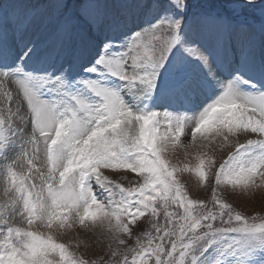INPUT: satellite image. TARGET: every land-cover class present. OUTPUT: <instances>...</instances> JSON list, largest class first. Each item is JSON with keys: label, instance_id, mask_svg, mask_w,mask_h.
<instances>
[{"label": "snow or ice", "instance_id": "6c2138e0", "mask_svg": "<svg viewBox=\"0 0 264 264\" xmlns=\"http://www.w3.org/2000/svg\"><path fill=\"white\" fill-rule=\"evenodd\" d=\"M57 7L65 11L60 31L71 37L77 24L71 5ZM90 7L96 12L85 9V23L107 34L91 53L77 47V70L72 64L31 67L36 54L28 45L13 58L10 16L0 5V178L8 213L22 222L0 214V264H89L53 235L76 225L106 229L118 245L109 244L108 259L91 264H264V216L245 215L219 191H248L264 181V59L257 62L245 49L239 65L218 79L206 42L220 49L241 38L224 29L195 32L188 0H136L146 19L132 27L106 20L100 3ZM214 85L212 102L191 118L154 110L158 101ZM188 119L193 140L207 133L233 149L218 164L213 157L200 160L198 175L207 179V166L215 181L210 204L189 198L165 158ZM242 133L244 142H230ZM101 169L131 171L139 179L125 187ZM145 215L149 229L134 235ZM129 240L134 243L119 247Z\"/></svg>", "mask_w": 264, "mask_h": 264}, {"label": "rangeland", "instance_id": "374dc122", "mask_svg": "<svg viewBox=\"0 0 264 264\" xmlns=\"http://www.w3.org/2000/svg\"><path fill=\"white\" fill-rule=\"evenodd\" d=\"M229 3L226 5V13L223 9H214L216 6L210 4L207 10L210 12V16H203L199 14L193 17L189 22L192 29L199 33L202 31L212 32L218 29H224L229 32V29L233 27L237 32L233 34V37H240V43H237L235 39L232 43L228 44L224 48L217 49L210 42H206V45L211 54L209 56V62L213 71L220 80L227 78V67L235 68L239 65L242 51L245 49H251L254 52L257 62L264 59V37L263 41L256 36V30L258 33H262L264 29V0H257L255 6H245L244 0H227ZM58 2L68 3L71 5V13L77 20V24L73 29L71 37L65 36L60 31V26L64 22L65 11L63 8L57 7ZM225 0H220L221 5ZM100 3L103 6V13L106 20H116L127 22L128 27H132L134 24H141L146 19L143 11L136 7V1L133 0H0V5L8 10L10 19L8 20V47L10 49V55L13 58H17L24 51V46L28 45L34 49L35 59L30 65L31 67H47L49 69H59L62 66L72 64L74 68L79 69V63L81 60L77 59L75 50L77 47L82 50L86 49L87 52H93L95 47L103 40L107 34L105 29L100 26L89 27L85 23L84 12L85 9L88 14H95L96 9L90 7ZM19 4L24 6V10L18 13H13L11 5ZM198 4V3H196ZM106 5L109 9H106ZM204 5H208L205 1ZM31 11V17L26 16L28 11ZM219 12V13H218ZM224 16V22L218 16ZM12 17H15L14 19ZM228 18L235 19L228 20ZM248 24V25H246ZM21 27L17 30V26ZM256 28V29H255ZM126 29L122 28L120 31ZM119 35V31L115 33ZM260 35V34H259ZM260 44H259V42ZM262 43V44H261ZM212 46V47H211ZM231 46V47H230ZM262 46V47H261ZM230 56L234 55L230 60H226V63L218 61V56ZM215 57V58H214ZM234 58V59H232ZM224 59V58H222ZM44 61L41 64V61ZM230 61L231 64H230ZM222 66H225L222 69ZM198 78L200 75L198 74ZM257 85L261 82L259 75L254 77ZM9 89H14L15 85L9 82L6 85ZM218 86H200L194 88L190 93L181 95L175 100V104L170 106V112L174 116H186L188 118L193 117L201 110L202 106H206L207 103H211L215 88ZM3 89H0V98L3 97ZM172 100V99H171ZM186 101L190 104L188 110L183 111V107L178 105L179 101ZM158 101L154 106V110L163 112V106ZM167 111V110H165ZM169 112V111H168ZM182 112V113H180ZM187 127L184 134L181 136L179 142H170L165 158L175 167L176 171L174 175L181 182L186 189L188 196L193 200H202L206 203L212 200V190L215 187V181L211 172L205 166V176L207 179L201 178L198 175L197 169L201 159L207 157H213L216 159L217 164L226 158L228 152L232 151L231 147L225 145L222 138L217 137L215 140L206 138L207 133H198L195 140L188 134V128L191 127V119L186 121ZM166 127V125L164 126ZM164 127L161 128V132L164 131ZM246 134H240L239 137L232 136L229 138L231 143H235L237 139L239 142H244ZM247 138H258L256 134H250ZM10 156H15V153H9ZM3 160L0 159V164ZM37 168H42L40 160L35 161ZM21 167H25L21 164ZM104 175L109 176L110 179L122 184L125 187L131 186L138 179V175L131 171L119 170V169H101ZM34 175L37 173L34 170ZM36 183H39L37 180ZM257 185L253 186L248 191L232 190L228 187L225 191L224 187H221L223 198L233 205L238 211H242L245 215H259L264 216V181L257 179ZM8 196L4 192V183L0 178V214L5 215L10 222L15 224H22L20 217H11L6 207ZM182 211V209H181ZM26 226V225H22ZM150 227V217L145 215L137 220L136 226L133 228L134 235H139L144 231H147ZM32 230L42 231L48 233L49 230L44 227L37 228L33 226ZM53 235L59 242L70 243L73 250L78 256H81L84 260L91 264L92 261L97 260L100 257L108 259V245L111 244L115 249L118 245L111 240L106 229L89 227L83 229L76 225L65 231H55ZM123 239H128L127 236H122ZM134 241L129 240L128 245H120L121 249L132 245Z\"/></svg>", "mask_w": 264, "mask_h": 264}]
</instances>
